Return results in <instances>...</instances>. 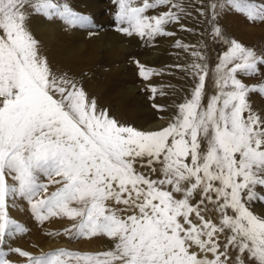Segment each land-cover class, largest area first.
<instances>
[{"label":"snow or ice","instance_id":"snow-or-ice-1","mask_svg":"<svg viewBox=\"0 0 264 264\" xmlns=\"http://www.w3.org/2000/svg\"><path fill=\"white\" fill-rule=\"evenodd\" d=\"M114 2L116 22L129 25L117 31L174 35L164 25L178 23L177 13L145 15L180 8L172 0ZM227 6L264 22L256 0L209 3L213 34L229 45L212 72L216 94L203 103L209 70L194 63L191 98L168 126L142 131L98 111L82 85L54 72L27 27L29 9L70 26H89L88 16L55 0H0V246L27 231L7 210L9 198L21 197L40 223L64 217L76 221L65 235L112 244L99 253L61 248L39 256L10 249L27 264H264V217L251 210L264 202V115L250 101L252 93L264 96V83L239 78L260 76L264 53L224 37L215 21ZM136 63L147 80L153 70ZM6 255L0 251V264H9Z\"/></svg>","mask_w":264,"mask_h":264},{"label":"rangeland","instance_id":"rangeland-1","mask_svg":"<svg viewBox=\"0 0 264 264\" xmlns=\"http://www.w3.org/2000/svg\"><path fill=\"white\" fill-rule=\"evenodd\" d=\"M186 1L187 0H172L174 4L180 3L179 9L172 8L170 5H164L147 10L145 15L149 17L159 16L163 12L171 11L181 16L182 12L187 13L186 11L189 9L184 6ZM203 1L204 2L198 0V9L196 11L198 14L197 16H199L197 17L198 27L202 25L201 27L203 30L200 27L196 28V31L198 30L199 34H202L204 31L202 34L204 39L202 47H205V51L209 50L207 47L210 41V64L208 62L210 75L208 79H206V95L203 100V103L206 105L208 97L216 94L212 72L219 63L220 57L228 50L229 45L223 43L213 34V23L210 22L211 9L209 8V3L214 2V0ZM55 2L67 3L74 11L90 18L91 24L89 26H75L79 27L77 30L91 36L95 33L103 34L104 36L119 34L114 36H117L119 40L124 38L129 41L125 42V46L127 47L126 50L122 49L119 52L115 51L110 46L102 47L98 39H94V41L90 42L88 41L87 49L82 53L77 52L68 54L64 52L60 55L59 60L56 58L48 60L54 72L57 74H67V76L77 82L78 85H82L88 98L95 99L96 103H105L107 91L111 93L109 95L115 96L116 93L112 87L118 84L126 88L128 87L131 92L136 95L138 100L146 105L165 96V92L169 88V82L163 81L161 76L164 73H169L167 68L170 66V63L168 60L180 55L177 51L180 47H176L175 45L181 36L178 35L174 27L179 28L180 26L184 30L185 28L179 22H170L164 25L165 31L174 33L172 36L157 35L151 40L148 38L141 39L135 34L128 36L123 32L117 31L118 28L129 27V25L126 22L124 24H118L116 22L115 17L119 10V6L114 0H55ZM149 2L152 3L154 0H149ZM219 2H223V0H219ZM256 2L264 3V0H256ZM135 4L136 6H140L142 0H135ZM181 8L183 11H181ZM201 11H203V15ZM32 14H34V12L31 10V15ZM37 15L39 16V14ZM55 22L60 23L63 21L56 18ZM215 24L221 28L227 40L230 41L234 39L246 47L253 48L257 53H264V22L249 21L244 14L238 13L230 6H227L225 9L221 10L220 15L216 18ZM66 26L69 27L67 24ZM179 34H181L180 28ZM88 40H90V38H88ZM181 45L183 44L181 43ZM45 54L46 53H42L41 55L44 56ZM207 57L208 55H206V59ZM137 61L146 69L153 70V74L147 80L139 75ZM118 67L122 69L117 70L116 68ZM158 75H160V77ZM239 78L248 85L264 83V69L261 70L260 76H240ZM152 87L157 89L155 94L151 91ZM250 98H252L250 101L253 109L261 115H264V96L258 93H252L250 94ZM151 105L160 106L159 109H156L161 111V113L155 116L162 118L163 115H166L162 112L166 111L164 105L154 103H151ZM178 106H176L177 109L174 111V115H177ZM131 111L132 110H125V113H128L130 116ZM163 127L164 126L155 129L159 130ZM146 129L148 131L155 130L149 125L141 130L144 131ZM41 179L47 182L43 177ZM9 183H13V181L9 179ZM55 187L56 186L50 187L49 192L55 190ZM7 204L10 217L27 229L24 233L17 234L14 237L6 236L4 245L0 246V251L7 253L5 258L9 261V264H27L26 258L20 257L18 254L10 251V249L16 248L27 251L33 256H39L61 248L79 251L81 253H99L108 250L103 246L90 247L91 245L89 243L90 240H94V242L97 243H104L106 237L98 236L91 239H74L71 238V233L65 235L64 230L71 228L76 221L64 217H53L40 223L36 220L34 214L31 212L30 205L25 199L21 197L9 198ZM251 210L255 214L264 217V202H254L251 205ZM212 219L214 223H219L218 214H213ZM57 233L59 234L57 235ZM224 242L225 238L222 236L221 243L223 244ZM229 255L234 258L237 252L230 250ZM229 264H233V261L230 260Z\"/></svg>","mask_w":264,"mask_h":264},{"label":"bare ground","instance_id":"bare-ground-1","mask_svg":"<svg viewBox=\"0 0 264 264\" xmlns=\"http://www.w3.org/2000/svg\"><path fill=\"white\" fill-rule=\"evenodd\" d=\"M202 2L204 1L202 0ZM184 6L189 9L186 11L187 13H181L179 23L185 28V30L179 26L181 33L179 34V28H174L178 35L181 36L179 41L188 47L187 49L184 47L178 48L177 51L180 55L168 60L170 63V66L167 68L169 73H164L161 78L163 81L169 82V88L165 92L166 94L164 97L155 102H151L164 105L166 111L162 112L166 115H163L162 118L155 116L158 113H161V111L153 107L151 103L149 105L141 103L128 87L126 88L119 84L112 87L116 93L115 96L109 95L111 93L107 91L105 103H97L98 111L107 110L110 118H114L121 125L132 126L137 130H143L148 127V125L154 129L162 126L165 127L173 121L176 116L173 114L177 109L176 106L191 98L193 90L198 83V78L193 74L191 65L194 63H206L208 67L210 64V41L208 42L207 47L209 50L205 51V47H202V42L204 40L202 34L204 31L203 33L200 32L202 34H199L198 30L196 31V28L202 26L199 25L198 27L197 21V17H199L196 13L198 9V0H187L184 3ZM29 15L30 19L27 22V27L34 38L39 41L40 53H46L44 57H46L47 60H51L52 58L59 60L60 55L64 52H67L68 54L77 52L82 53L87 49V42L94 41V39H98V41L101 42L102 47L110 46L117 52L122 49L126 50L127 48L125 42H128L129 40L124 38L119 40L117 36H114L119 34L104 36L103 34L95 33L91 36L77 30L79 27L70 25L67 27L64 22H55L56 18L48 19L42 14H39L38 16L36 13L31 15V9H29ZM88 38H90V40H88ZM193 52H199L205 57V59L198 60L193 55ZM206 55H208L207 59ZM116 69L120 70L122 68L118 67ZM158 76L160 77V75ZM125 110H132L130 116L128 113H125ZM144 131L148 130L146 129ZM89 243L91 245L90 247L103 246L107 249L112 247L111 241L108 238L105 239L104 243H97L94 242V240H90ZM209 258H211V256H209Z\"/></svg>","mask_w":264,"mask_h":264}]
</instances>
